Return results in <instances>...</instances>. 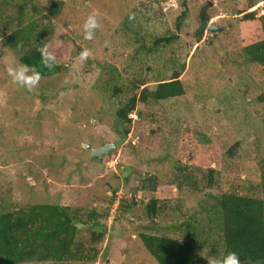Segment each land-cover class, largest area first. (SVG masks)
I'll list each match as a JSON object with an SVG mask.
<instances>
[{
  "label": "rangeland",
  "instance_id": "1",
  "mask_svg": "<svg viewBox=\"0 0 264 264\" xmlns=\"http://www.w3.org/2000/svg\"><path fill=\"white\" fill-rule=\"evenodd\" d=\"M57 1L60 10L52 17L47 9ZM205 1L212 6L201 21ZM261 6L264 0H0V30L14 28L21 8L23 24L32 22L45 30L46 51L65 66L40 78L29 91L8 75L7 69L19 63L0 40V211L31 204L68 207L80 213L79 236L87 239L93 210L96 222L104 225L95 227L104 241L96 245L93 264H156L140 234L182 241L185 225L197 241L205 242L195 256L198 264H206L200 255H208L212 244L217 250L220 246L207 219L209 194L234 189L249 194L259 182L264 161V70L243 57L238 27L241 15ZM89 15H95L99 27L92 39H85L83 25ZM125 16L150 42L163 35L176 39L141 56L139 63L133 58L136 47L130 35L122 30ZM200 23L204 26L198 40ZM208 25L221 30L212 33ZM85 49L89 54L81 60ZM161 62L164 71L170 62L177 63V70L184 64L179 77L184 94L138 104L141 118L118 144L114 108L123 98H105L93 89L101 75L98 66L110 64L115 69L109 70L121 78L139 69L153 88ZM130 117L137 118L134 113ZM186 117L195 118L212 140L216 163L179 161V126ZM109 143L115 150L101 161H89L86 145ZM235 143L232 157L226 151ZM206 166L215 169L211 189L203 187ZM184 176L197 185L184 181ZM108 197H113L110 205ZM121 199L134 203L125 217L116 214ZM150 200L159 208L151 217L146 211Z\"/></svg>",
  "mask_w": 264,
  "mask_h": 264
},
{
  "label": "trees",
  "instance_id": "2",
  "mask_svg": "<svg viewBox=\"0 0 264 264\" xmlns=\"http://www.w3.org/2000/svg\"><path fill=\"white\" fill-rule=\"evenodd\" d=\"M60 6V1L53 2L47 12L55 17ZM21 10L18 9L11 31L0 30V40L9 47L19 64L27 65L29 69L38 72L40 78L50 77L65 69V66L56 59L51 67L42 62L40 50L42 48L47 50L49 35L45 30L36 29L32 22L23 24ZM184 17L183 13L177 18L176 30ZM129 19V16L124 17L122 30L124 34L130 35L132 44L136 47L133 58L139 63L142 62L141 56H148L159 48H166L176 39L173 35H163L150 42L139 30L130 25ZM208 19L206 15V20ZM200 25L196 34L198 40L202 36L204 24ZM238 27L243 57L250 64L264 70V6L241 15L238 18ZM161 63L157 75L160 79L155 81L153 88L148 86L149 82L145 77L140 76L139 69L130 73L131 76L121 78L117 72L114 74L109 70L115 69L110 64L98 66L101 75L93 89L105 98L106 96L113 99L123 98L114 108L118 144L129 135L131 125L140 120L142 113L137 109L138 104L147 106L184 94L179 78L184 64L177 70V63L170 62L164 71L165 62ZM261 98H264V95ZM132 113L137 116L134 120L130 117ZM179 130L181 137L178 150L183 153L179 158L180 162L185 160L193 164L204 160L215 162L213 154L215 146L195 118H183ZM129 143L133 146L135 141L131 140ZM236 149L235 143L229 147L226 154L235 157ZM177 168L179 167H176L177 173H181ZM206 170L207 181L203 183V187L211 189L214 187L215 169L206 166ZM184 181H188L192 186L197 185L190 177L184 176ZM241 192L234 189L215 195L209 194L207 202L209 206L206 208L200 205L204 210L206 208L208 222L214 226L220 243L219 250L214 244L210 245L209 254L230 249L238 254L241 264H264V161L260 165L258 184L248 189L249 194ZM107 199L110 205L113 197ZM132 205L133 201L129 203L121 199L116 214L125 217ZM146 211L150 217L159 214V208H156L154 200L146 204ZM96 215L92 210L88 216V223L93 230L87 239H83L79 236L78 225L81 223V216L77 210L50 204L3 208L0 211V264L47 262L93 264L98 255L96 245L104 241V234L95 230L96 226L104 227L96 222ZM183 227L185 233L182 241L152 234H140L139 240L156 264H198L195 252L198 247L205 245V242L197 241L188 226Z\"/></svg>",
  "mask_w": 264,
  "mask_h": 264
},
{
  "label": "clouds",
  "instance_id": "3",
  "mask_svg": "<svg viewBox=\"0 0 264 264\" xmlns=\"http://www.w3.org/2000/svg\"><path fill=\"white\" fill-rule=\"evenodd\" d=\"M83 27L84 38L92 39L95 30L99 27L95 15H89ZM40 51L42 62L51 67L55 63V57L43 48ZM88 54V50H83L80 53V59H86ZM7 72L14 83L28 89L29 91L34 88L40 80V74L38 72L29 69L27 65L22 63L9 67ZM200 256L206 260V264H241L238 254L230 249H225L219 253H210L208 255Z\"/></svg>",
  "mask_w": 264,
  "mask_h": 264
},
{
  "label": "water",
  "instance_id": "4",
  "mask_svg": "<svg viewBox=\"0 0 264 264\" xmlns=\"http://www.w3.org/2000/svg\"><path fill=\"white\" fill-rule=\"evenodd\" d=\"M169 3L171 4V2H168V3L162 4V6L167 7ZM211 6H212V3L210 1H205L204 4L201 6L200 11H199V18L201 21L205 19L206 9ZM206 29L212 33L215 32V30H218V31L221 30L220 28H215L212 25H208ZM84 148H86L90 152L89 161H93L95 159H98L99 161H101L104 155H107L112 150H115L116 145L114 143H109V144L101 145L98 148H91V146L88 144Z\"/></svg>",
  "mask_w": 264,
  "mask_h": 264
}]
</instances>
